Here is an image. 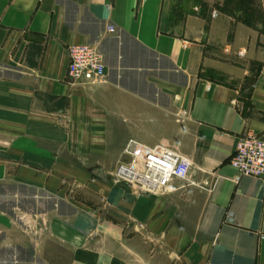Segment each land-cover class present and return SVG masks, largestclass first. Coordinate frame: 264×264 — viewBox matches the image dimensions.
<instances>
[{
    "label": "crops",
    "instance_id": "1",
    "mask_svg": "<svg viewBox=\"0 0 264 264\" xmlns=\"http://www.w3.org/2000/svg\"><path fill=\"white\" fill-rule=\"evenodd\" d=\"M80 43L104 81L68 77ZM246 133L264 139V28L176 0H0V264H264V180L228 162ZM131 138L208 187L115 184Z\"/></svg>",
    "mask_w": 264,
    "mask_h": 264
},
{
    "label": "built area",
    "instance_id": "2",
    "mask_svg": "<svg viewBox=\"0 0 264 264\" xmlns=\"http://www.w3.org/2000/svg\"><path fill=\"white\" fill-rule=\"evenodd\" d=\"M109 32H115L108 26ZM67 75L74 82L98 83L107 76L103 53L92 43L71 44L67 47ZM174 145L178 140L173 141ZM127 159L113 172V182L128 186L134 194L165 190L173 179L182 187H208L206 180L196 184L189 178V162L174 146H148L129 139L123 149ZM229 164L238 175H250L264 180V139L252 133L238 137Z\"/></svg>",
    "mask_w": 264,
    "mask_h": 264
},
{
    "label": "rangeland",
    "instance_id": "3",
    "mask_svg": "<svg viewBox=\"0 0 264 264\" xmlns=\"http://www.w3.org/2000/svg\"><path fill=\"white\" fill-rule=\"evenodd\" d=\"M177 5L187 10H199L202 12L219 11L236 20L255 28H264V0H176ZM1 192L11 191L9 188H0ZM24 195L30 192L20 190ZM21 207L31 209L33 201L30 197L19 199Z\"/></svg>",
    "mask_w": 264,
    "mask_h": 264
}]
</instances>
